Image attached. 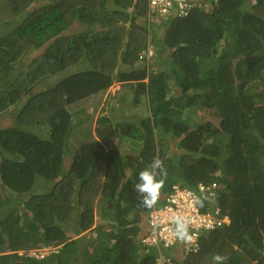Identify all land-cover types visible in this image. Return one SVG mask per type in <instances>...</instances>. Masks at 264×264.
Here are the masks:
<instances>
[{
  "label": "trees",
  "instance_id": "1",
  "mask_svg": "<svg viewBox=\"0 0 264 264\" xmlns=\"http://www.w3.org/2000/svg\"><path fill=\"white\" fill-rule=\"evenodd\" d=\"M3 1L0 118L13 117L0 126V264H160L142 243L153 208L134 188L157 154L168 176L154 206L174 185L217 183L231 219L172 264H264V0H194L162 39L148 0ZM78 24L88 30L70 32ZM149 45L169 52V70L142 63ZM117 82L130 103L84 121ZM83 129L90 142L70 164Z\"/></svg>",
  "mask_w": 264,
  "mask_h": 264
},
{
  "label": "built area",
  "instance_id": "2",
  "mask_svg": "<svg viewBox=\"0 0 264 264\" xmlns=\"http://www.w3.org/2000/svg\"><path fill=\"white\" fill-rule=\"evenodd\" d=\"M194 0H148L147 21L152 25V30L158 26L160 21H170L175 17L187 15V9L191 7ZM156 24V25H155ZM155 48L149 45L147 49L140 52L139 59L147 65ZM225 187H222L224 190ZM220 187L217 183L209 185L199 184L196 189L174 185L172 191L164 197V203L154 206L147 218L146 236L142 239L145 246L155 247L159 256L160 264H172L174 257H167L166 252L180 245L183 258L189 253H197L200 248V239L203 234L228 225L231 219L222 216L219 207L221 201ZM209 197L203 201V206L198 199ZM181 217L188 222V230L192 239L190 243L180 242L175 237L176 218ZM43 256V255H42Z\"/></svg>",
  "mask_w": 264,
  "mask_h": 264
},
{
  "label": "rangeland",
  "instance_id": "3",
  "mask_svg": "<svg viewBox=\"0 0 264 264\" xmlns=\"http://www.w3.org/2000/svg\"><path fill=\"white\" fill-rule=\"evenodd\" d=\"M10 16H12V12H11V10H10V7H9V5H8V3L7 2H5V1H3V0H0V26L3 24V23H7V21H9V19L10 18H12V17H10ZM5 21V22H4ZM161 23L159 24V26H155L154 27V31H153V35H155V34H157L158 36V39H162L163 38V33H164V31H165V29L167 28V24H168V22L169 21H160ZM156 25V24H155ZM1 28V27H0ZM1 30V29H0ZM86 30H88L87 29V27L84 25V24H81V25H75V26H73L71 29H70V32H81V33H83V32H85ZM157 39V38H156ZM162 47V46H161ZM160 46H159V49H157V50H155V52H154V54H153V56H152V58H151V61H153L154 62V65H156V66H154V67H156V68H164V65H162V63H161V61H162V59H167V58H170L169 56H170V54H169V52L168 51H166V49L164 48V47H162L161 48ZM42 50H37V54H39L40 52H41ZM36 53H34V55L36 54ZM32 56L30 55L25 61H24V63L21 65V66H25V65H28L31 61H32ZM21 68V67H20ZM164 69H166V70H169L170 68H167V67H165ZM52 80H50V82H51ZM47 84H43V85H41L40 86V88H42V87H44V86H46ZM176 88V87H175ZM176 93H178V92H176ZM118 101H116L115 103H116V106H117V109H119L120 107L122 108V106L124 105H127V104H129L130 103V101H131V99H130V97H127V99L126 100H124L123 98H120V100H119V98L117 99ZM96 114H94V117L95 118H98V117H100V116H102V115H106L107 113H108V111H107V109L104 111V110H102V107L97 111L96 110V112H95ZM125 111L123 110V109H120V110H118V111H116V112H114V113H112L111 115L113 116V118L114 119H121V118H123L124 117V115H125ZM110 114V113H109ZM12 117L13 116H10V115H4V116H2L1 118H0V126H7V125H10V123H11V120H12ZM86 117V116H85ZM200 117H203V115L201 114V115H199V116H194L193 115V117H192V122L193 123H198L199 122V120H200ZM85 119V118H84ZM85 129H87V127L85 128ZM85 129H83V130H81V132L77 135H75V136H71V140H72V142H75V145H74V147L72 148V150L69 152V153H67V159H66V161L67 162H69L70 164H71V162H72V160H73V157H74V155H75V153H76V151L82 146V145H84V144H86L87 142H90L89 141V138L87 137V134L85 133ZM88 130H89V127H88ZM166 137H162V138H159V143H163V142H165V139ZM173 143V141H171V143L170 144H172ZM123 145H126V141H123V143H122ZM167 148V147H166ZM169 148V147H168ZM168 153H169V155L170 156H172V157H177V155H179V149H178V146H175V148H173V149H170L169 148V150H168ZM67 169H68V164H66L65 166H64V170H63V172H66L67 171ZM39 190V189H38ZM6 213V211L4 212V213H2V214H0V218L2 217V218H4V214ZM92 234H90V236H91ZM154 251H155V254L157 255V257L159 256V254L157 253V251H156V249L155 248H152ZM48 251V249H46L44 252H42V253H45V254H47L46 252ZM152 251V250H151ZM166 256L167 257H175V258H183V255H182V253L180 252V245H175L174 247H172V248H170L167 252H166Z\"/></svg>",
  "mask_w": 264,
  "mask_h": 264
},
{
  "label": "clouds",
  "instance_id": "4",
  "mask_svg": "<svg viewBox=\"0 0 264 264\" xmlns=\"http://www.w3.org/2000/svg\"><path fill=\"white\" fill-rule=\"evenodd\" d=\"M167 176L168 171L165 167L164 160L161 159L158 154L155 155L148 166L139 172V182L134 185L135 191L138 193L137 206L139 208L151 209L154 207L159 199L161 190L165 186ZM206 199H209V197L204 196L202 199H198V203L203 206V201ZM175 222V237L180 242L190 243L192 237L189 234L188 222L181 217H177ZM45 250L46 249L40 251L41 254L36 256L39 258L44 257L46 254L42 252ZM46 253H48V251ZM35 254L36 253H32L30 255L35 256ZM212 259L214 264H224L226 257L220 254H215Z\"/></svg>",
  "mask_w": 264,
  "mask_h": 264
},
{
  "label": "crops",
  "instance_id": "5",
  "mask_svg": "<svg viewBox=\"0 0 264 264\" xmlns=\"http://www.w3.org/2000/svg\"><path fill=\"white\" fill-rule=\"evenodd\" d=\"M51 80H52L51 82H50V79L49 80H45L44 83L47 84V85L44 86L43 88H47V87L51 86L54 82H57L56 81L57 79H51ZM133 96H134L133 88L126 87L125 85H123L122 83H119V82L115 83L113 85V87L103 97V101H102V103L99 104L98 107L96 106V103L98 101L97 96L94 97L91 102H89L90 104L88 105V110L86 111V113L84 115V118H85L84 121L88 122V121H90L92 119L95 121L97 119V118L94 117V114H96L95 113L96 110L98 111L101 107L103 109V106L107 107V105L110 104L112 101H113V103H115L116 101H118L117 100L118 98H119V100H120V98H123L124 100H126L127 97L133 98Z\"/></svg>",
  "mask_w": 264,
  "mask_h": 264
}]
</instances>
